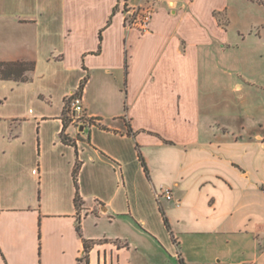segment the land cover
<instances>
[{
	"label": "crops",
	"instance_id": "obj_1",
	"mask_svg": "<svg viewBox=\"0 0 264 264\" xmlns=\"http://www.w3.org/2000/svg\"><path fill=\"white\" fill-rule=\"evenodd\" d=\"M150 2L0 0V62L34 63L0 78V264H86V241L89 264H264V133L225 125L243 86L204 75L264 4L164 0L128 28Z\"/></svg>",
	"mask_w": 264,
	"mask_h": 264
},
{
	"label": "rangeland",
	"instance_id": "obj_2",
	"mask_svg": "<svg viewBox=\"0 0 264 264\" xmlns=\"http://www.w3.org/2000/svg\"><path fill=\"white\" fill-rule=\"evenodd\" d=\"M243 5L244 3L239 2L238 8L235 9L238 11L235 22L236 25L245 27L247 23L241 16ZM259 16L264 19L263 8ZM229 43L230 48L225 61L222 57L228 66L223 63L222 66L214 65L218 67L213 66V72H206L205 80L216 82L221 75L216 71L222 67L223 70H227L230 84L238 83L243 86L242 91L239 92L230 90L229 109L228 112H224L226 115L224 124L230 127L237 124L240 135H244L241 139H250L253 131L264 133V32L262 37L244 35ZM215 59H221V57L215 56ZM223 76H225L224 73Z\"/></svg>",
	"mask_w": 264,
	"mask_h": 264
},
{
	"label": "built area",
	"instance_id": "obj_3",
	"mask_svg": "<svg viewBox=\"0 0 264 264\" xmlns=\"http://www.w3.org/2000/svg\"><path fill=\"white\" fill-rule=\"evenodd\" d=\"M164 0H151L149 4H139L125 10V23L130 29H138L142 33L150 31V23L156 6ZM68 118L74 124L80 125L90 123L92 120L86 115L83 96L81 90L73 92L67 97ZM158 198L165 196L172 199L171 189H164L157 193ZM176 241V238H175Z\"/></svg>",
	"mask_w": 264,
	"mask_h": 264
},
{
	"label": "trees",
	"instance_id": "obj_4",
	"mask_svg": "<svg viewBox=\"0 0 264 264\" xmlns=\"http://www.w3.org/2000/svg\"><path fill=\"white\" fill-rule=\"evenodd\" d=\"M258 1L264 4L263 0H258ZM33 69H34L33 62H24V61L0 62V78L1 79L27 80L29 79L28 72L32 71ZM86 82H87V77L82 81L81 89H83ZM142 161L144 163L145 169L148 170L143 157H142ZM79 168H80V164L77 163L76 168H75L76 177H77ZM162 211H163V214L165 215L164 209H162ZM165 220H166V224L168 228L171 229V226L166 216H165ZM89 251H90V244L86 241L85 254H84V258L86 259V264H89L88 262Z\"/></svg>",
	"mask_w": 264,
	"mask_h": 264
}]
</instances>
